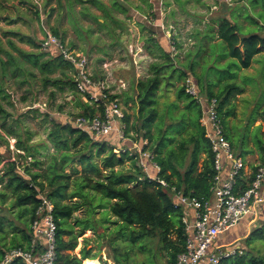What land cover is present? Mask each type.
Returning a JSON list of instances; mask_svg holds the SVG:
<instances>
[{
    "label": "trees",
    "instance_id": "trees-1",
    "mask_svg": "<svg viewBox=\"0 0 264 264\" xmlns=\"http://www.w3.org/2000/svg\"><path fill=\"white\" fill-rule=\"evenodd\" d=\"M79 1L107 9L104 0ZM108 1L114 8L122 9V13L126 12L118 0ZM261 2L264 0L250 1L253 6ZM144 3L149 10L153 9L148 0ZM260 16H264V12ZM248 18L264 30V25L253 15L248 14ZM46 29L66 43L58 29ZM212 37L227 51L220 61L230 58L238 63L236 67L240 70L251 69L255 58L264 54V35L242 36L229 17L219 19ZM41 43L14 30L0 34V262L15 249L30 248L34 238L32 225L45 196L54 206L53 217L58 227L57 264H88V259H96L89 250L87 238L80 257L75 253L79 239L88 231L110 241L115 264H146L134 261V256L148 253L155 257V241L159 250L167 255L168 264H177L178 256L185 251L184 213L174 204L170 190L176 188L187 196L208 200L216 170L215 157L201 125V106L186 94L184 86L176 92L175 102H166L160 109V99L165 98L160 90L169 80L165 72L171 68L175 72L171 54L166 53L155 38H148L147 49L158 61L150 65L148 77L136 85V119L132 121L125 115L123 120L127 139L134 143L147 141L143 148L152 153L153 161L160 167L158 177L168 185L163 187L142 171L135 154L119 151L109 141H96L77 128L74 122L77 118L92 119L104 112L102 101L78 103L82 113L65 122L49 112H42L40 106L31 105L19 116L9 109L15 107V96L8 89L12 82L17 87H25L28 94L40 82L42 90L53 89L51 98H55L57 92H67L81 100L85 98L78 90L75 68L60 56L48 57L41 50ZM21 44L30 50H25ZM193 75L200 91L218 100L226 132L227 120L236 117L231 97L238 86L229 83L223 86L219 80L214 83L213 75L206 74L205 78ZM179 76L182 79L185 74ZM108 91L105 93L110 101L118 99ZM259 114L264 122V111ZM36 119L42 120L40 124L45 126V140L36 141L38 133L31 127V120ZM226 137L232 141L227 132ZM254 138L255 147L263 153V138L259 133ZM12 140L15 141L14 151L11 150ZM243 187L247 189L246 185ZM79 213L81 216H77ZM260 223L262 226L247 239L248 243L257 234L264 242V219ZM98 228H102L103 233H98ZM254 251L261 253L259 247ZM239 259L238 264H264V254L259 258L243 255ZM13 264L24 263L17 259Z\"/></svg>",
    "mask_w": 264,
    "mask_h": 264
},
{
    "label": "rangeland",
    "instance_id": "rangeland-1",
    "mask_svg": "<svg viewBox=\"0 0 264 264\" xmlns=\"http://www.w3.org/2000/svg\"><path fill=\"white\" fill-rule=\"evenodd\" d=\"M104 1L107 4H111V2L108 0ZM118 1L121 5H125L124 0ZM213 1L214 3L213 5H211V7L206 6L205 0H181L180 2L182 5H184L183 8L187 11V14H189V11L186 5H191V10H193L191 14L194 16L191 17V22H193V24L197 19L198 25H201L202 22L205 21V26H198L199 29H205V32L211 31L215 34L218 28L219 19L223 17H229L235 21L242 36H250L258 33L264 35V30H261L258 25H255L254 22L252 23L248 18V14H251L256 21H258L261 25H264V16H260V14L264 12L263 2L259 4L257 3L255 4V6H253L250 3L251 0ZM169 2L175 3L177 5L178 1L151 0V2L149 3L153 6V9H156V11L154 14L149 13V17L154 21H157L156 19L158 18L160 19L161 12L168 10L172 6V4H168ZM209 2L212 3L211 0ZM142 3V0H137L135 1L133 6L138 7ZM80 7L84 8V6L79 4L77 0H0V34H2L4 31L14 30L20 32L21 34L31 36L40 41L43 37L42 25H44L51 30L52 28L58 29L61 35L65 34V40L67 38L66 43H68V45L70 46V44L75 42L76 40L74 38L75 36H77V31L85 30L86 32H88L90 29H98L97 31L101 32V26L99 25V22H97L95 17L85 16L83 12L80 16L77 15V9ZM171 9L172 8H170V10ZM51 13H53L52 16H50ZM117 16L122 18L123 22L127 23L128 25L129 22L125 16ZM101 17L103 16L101 15L99 18ZM179 18L185 20L183 17ZM172 22L173 17L170 16L165 18L164 23L166 26L163 28L164 31H161L163 35H166V39H168L170 43H172V48H177V45L180 44L181 49H184L183 45L185 43L187 44V47H189L195 44V42L197 41H202V39L200 38L202 32L199 31L197 33L195 30L191 34L188 32L187 35L181 36V39L178 40V36L174 37L171 32ZM184 23L188 24V20H185ZM195 28L196 27H194V29ZM119 30L124 34L123 29ZM71 31L75 33L72 35L73 38L71 37V35H69V38L72 41H70L67 37V33L70 34ZM151 31L158 36L154 28H151ZM111 32L113 31L111 30ZM82 35L88 37L87 33H83ZM173 38H175V41L171 40ZM88 39L90 38L88 37ZM212 39L213 37L212 35H210L208 37V41H211ZM113 41L118 42L117 37H113ZM142 41L145 45L146 40L142 39ZM214 41L216 40L214 39ZM157 42L160 43V40ZM85 43L88 46L100 45L99 43H95V40H93L92 38L90 40L85 39ZM20 46L25 50H30L29 47L27 48V46L25 45L21 44ZM205 46L207 49L209 47L210 56L208 60L205 61L206 63L203 66L204 73L208 74L209 76L213 75L215 77V80L213 81L214 83L219 80L223 86L228 83L236 84L238 86V90L235 91L231 97V104L235 106L236 117H231L227 120V133L232 137V141L235 145V151L237 153L241 154L243 158L247 160L250 159V156L252 154L253 158L248 161L250 165H252L255 162V157L261 155V153H259V151L255 147L254 137L257 136L258 133H260L264 137V132H262V129L264 130V125L261 124V121H259L257 117L258 112L264 110V54L258 56L253 63L252 70L247 71L240 70L239 67H236L238 66V63L233 60L231 61L230 58L227 60L222 59L220 61V58H225L223 55L227 54V51L223 49L224 45L221 42L219 44H210V46L208 42H205ZM175 48L174 52L171 53V62L173 69H175V72H173L172 68L169 71L165 72V75L167 76V78H169V80H167L168 85L165 86L162 92L165 98L160 99V109L164 108V104L166 102H175L177 100L176 92L179 88L182 87L181 84L184 78L187 77L186 74H192L189 68V70H187L188 72L184 71V73H186V77L182 79L179 78V75L181 74V72L179 71H182L184 64L182 62L185 61V63H187L188 61L185 60L186 57L178 59L177 56H174V53L176 51ZM200 52H205V48L203 46L197 48L196 55L190 51L185 52L187 53V55L192 53L189 57L190 66L193 62L197 64L198 62H200L198 60V54ZM185 53L182 55L183 57L186 56ZM205 54L208 56V50ZM153 62L150 59V62L147 64V66H143V73L146 72L147 74H149L150 65ZM105 64L106 62L93 63V65H91V68L94 67L96 75L95 73L92 75L96 81L102 80L107 82L111 91L112 88L110 87H112L113 85L109 84L108 82L109 76L106 77L104 75V71L107 72L104 68ZM117 65L114 62L110 64V74L113 73L112 69ZM231 66L234 67L230 68ZM119 67L120 68L114 69L116 72L115 80L117 81V84L119 83L120 85H122V83L124 82L127 84L128 81L135 82V71L126 69L127 66ZM197 71V73L201 76L202 66L197 68ZM41 77H43L42 74H40V77L38 78L41 79ZM134 84L135 83H133L132 86L135 87L136 84ZM41 87L42 85H40V82H38V86L35 88V90L31 91V94H28V92L25 90V87H17L12 82L8 89L10 93L15 96V98L13 97L15 107H9V109L13 113H15L16 116H19L27 111L31 107V105H40L42 108L39 109L42 112H49L51 115H53V117L62 122L67 121V119H75L77 115H80L82 113V109L79 108L80 104L78 103H83L84 98H82L81 100V98L79 99L78 97H75L67 92H57L56 97L51 98V91L53 89L42 90ZM125 89H127V87ZM132 90L133 91L128 88L126 91H116V93H118V99L125 115L130 116L131 120L134 121L137 115V91L135 88ZM24 99L26 100L24 101ZM84 101L86 100L84 99ZM41 122L42 120H31V127L38 133L36 141L45 140L47 137L45 126L41 125ZM259 127H261L260 131ZM108 137L109 136L95 140L108 141ZM14 144L15 141L12 140L11 150L13 151L15 149ZM251 144H253L254 146V148L251 149L252 153H250L249 150V147L251 148ZM1 152H3L4 154L6 153L5 149H2ZM51 152H53V150ZM77 216H81V214L79 213ZM249 221L250 218L243 221L239 226L229 231L225 236V239L222 241L223 244L227 245V248L225 249L227 251L230 250L233 252L230 253V256L224 258L222 260L223 262L221 261V264H238V262L240 261L239 258L243 255H254L259 258L264 254V242L260 241V236L258 234L252 237L250 243H248L247 241V239L251 237V235L257 230V228L262 226V223H258L256 225L252 224L249 226ZM98 233H103V229L98 228ZM85 238L90 240L89 250H92V255L96 257V259L94 260L88 259V264H115L113 258V248L110 246V241L99 239L96 235H94V232L92 231H88L84 237H81L79 239V246L75 252L79 257L80 249L84 246ZM256 247H259L261 249V253H258L256 251L252 252ZM153 249L156 251L155 257L148 253H137L134 256V261L146 264H168V257L165 253L159 250L157 241L154 242ZM247 260L248 257L245 259V261Z\"/></svg>",
    "mask_w": 264,
    "mask_h": 264
},
{
    "label": "built area",
    "instance_id": "built-area-1",
    "mask_svg": "<svg viewBox=\"0 0 264 264\" xmlns=\"http://www.w3.org/2000/svg\"><path fill=\"white\" fill-rule=\"evenodd\" d=\"M41 50L53 56H60L76 70L78 90L90 103L102 101L104 112L92 119L79 117L74 122L77 128L88 133L94 140L117 133L125 137L123 120L125 113L118 99H108L107 82H95L92 78L90 59L81 51L73 49L59 37L43 27ZM110 64L104 65L109 70ZM187 95L201 106V125L206 131L212 152L216 175L211 187V197L201 201L185 195L176 188L170 190L174 204L183 210L182 221L186 235L185 251L178 256L177 264H221L233 251L227 246L216 245L218 239L243 221L256 225L264 217V156L257 166L252 181L243 189L239 181L245 173L244 161L234 154L226 137L224 125L219 115V102L200 93L197 82L187 78L184 83ZM110 94V92H108ZM89 95V99L87 98ZM147 141L134 143L131 153L136 155L137 165L152 181L163 187L167 183L158 177L160 167L153 161V155L144 150ZM54 206L45 196L37 211V219L32 225L34 238L29 249H15L5 255L0 264H13L17 259L24 264H57L56 245L58 227L53 217Z\"/></svg>",
    "mask_w": 264,
    "mask_h": 264
},
{
    "label": "crops",
    "instance_id": "crops-1",
    "mask_svg": "<svg viewBox=\"0 0 264 264\" xmlns=\"http://www.w3.org/2000/svg\"><path fill=\"white\" fill-rule=\"evenodd\" d=\"M77 1L79 4L84 6V8L80 7L77 9V15L80 16L83 12L85 16L95 17L97 22H99V25L101 26V32H98L97 31L98 29H90L88 32H86L85 30L77 31V36H75V38H74L76 40H75V42L71 43L70 46L73 45L74 47L71 46L73 49H76V50L84 53L90 59L91 65H93V63H95V62H101V63L106 62L108 64H111L114 62V63H116V65L119 63L117 66H115V68H120L119 66H127L126 69L135 71V75H134L135 76V82L134 81H128V83H127L128 85L125 82L122 83V85H120L119 83H118L119 85L117 84V81L115 80V74H116V72L114 70L115 68L112 69L113 73H111V74L109 72L110 69L106 70L107 72L104 71V75L106 77L107 76L110 77V78L108 77L109 84L113 85L112 87H110V88H112L111 91H110L109 86H108V90L110 91L111 95H117L118 96V93H116V91H126L128 88L131 91H133L132 89H134V88L136 89L137 83L140 80L145 79L149 75L146 72L143 73V66H147V64L150 62V59L152 60V62L158 61V58H155L156 56H152L150 54L149 50L147 49V43L145 42L146 44L144 45L142 39L143 40L145 39L146 41L148 40V38H155L156 40L159 39L160 40L159 44L164 49V51L166 53L171 54L172 52H174L175 47L172 48V43H170V41L168 39H166V37H165L166 35L165 34L163 35L161 32V31H164L163 28L166 26L164 23L165 18L170 17V16L173 17L171 32H172L174 37L178 36V40L181 39V36L187 35L188 32L190 34L194 30L197 33L199 31L202 32L201 37H200L202 39V41L195 42V44L191 45L193 47H191V46L187 47V44L185 43L186 45L185 44L183 45L184 49H181V45L178 44L177 48H175L176 51L174 53V56H177L178 59H182V58L186 57L185 60L188 61L187 63H185V61L182 62V63H184L183 69H182V71H179V72L184 73V71H187L190 68V72L192 73V74L184 73V74H186L187 77L185 76L186 78H184L181 86L182 87L184 86V83H185L187 78H193L197 82V85L199 88L198 81H197L195 75H193V74L199 75L197 73L198 72L197 68L202 66V76H203V78H205V76H206V74L204 73V70H203V65H205V63H206L205 62L206 57L210 56V49H209V47H208V49L206 48L205 42H208L209 46H210V44H219V42L214 41L213 39L211 41H208V37L210 35L213 36L214 33H212L211 31L205 32V29H203V28L199 29L198 28V26H205L206 25L205 21H203L201 25L197 24L198 19L195 20L194 24H193V22H191L192 21L191 17H194V16L191 14L193 12V10H191L190 4L186 5V7H188V11H189V14H187V11L183 8L184 5H182L180 2L181 0H177L178 1L177 5L175 3L169 2L168 4H172V6L170 7L172 9L170 10V8H169L168 10L162 11L160 14V19L158 18V19H156L157 21H154V20H152V18L149 17V13L154 14L156 9L149 10L147 8V4L144 3L147 0H142L143 3L140 4V6H138V7L133 6L135 1H137V0H124L125 5H123V9L126 10L125 13H122V9L114 8L112 6V4H107L105 1H104V3H106L107 9H100L99 7H97L95 5L88 4V3H81L79 0H77ZM209 1L210 0H205V4L207 7H211V5H213V3H214L213 0H211L212 3ZM149 2H151V0H149ZM187 2H189V1H187ZM104 10H106L107 14ZM168 14H169V16H168ZM101 15L103 17L99 18ZM117 15H119V16L122 15V17L125 16L128 19V22H129L128 25H127V23H124L122 18L118 17ZM179 17H183L185 20H188V24L187 23L185 24L184 23L185 20H182ZM194 27H196V28L194 29ZM151 28L155 29L158 36L155 35L151 31ZM119 29H123L124 34L121 33V31ZM86 30H88V29H86ZM111 30L113 32H111ZM83 33H87V35L90 39L92 38L93 40H95V43H97V44L99 43L100 45L88 46L85 43V39H87V40H90V39H88L87 36H83L82 35ZM73 34H75L73 31H71L70 34L67 33V37L70 41H72V40L69 38V35H71V37L73 38V36H72ZM110 35H112V36H110ZM42 36H44L43 30H42ZM63 36H65V34H63ZM113 37H117L118 42H114ZM174 39L175 38H173L171 40H174ZM66 40H67V38H66ZM159 40H157V41H159ZM212 41H214V42H212ZM201 46H203L205 48V52L204 53L200 52L198 54V60L200 62H198V64L193 62L192 65L190 66V62H189L190 55L192 53H194L196 55L197 48H199ZM207 50H208V56L205 54L207 52ZM187 51L188 52L190 51L192 53L187 55V53H185ZM184 53L186 54V56L183 57L182 55ZM46 54L48 57H51V55L49 53H46ZM192 67H194V69ZM91 70H92V74L95 73V75H96V71H95L94 67H92ZM249 70L251 71L252 68ZM249 70H247V71H249ZM99 81H102V80H99ZM133 83L136 84V85L134 84L135 87L132 86ZM124 84H125V86H124ZM107 85H108V83H107ZM165 86H166V84H163L160 91L163 92ZM126 87H127V89H125ZM200 93L203 96H206L201 91H200ZM162 95H163V93H162ZM83 101H84V99H83ZM38 106H40V105H37L36 107H38ZM262 111H264V110H262ZM262 111L258 112L257 117H258V120L261 121V124L264 125V122L262 121V118L259 114ZM253 122H255V121H253ZM260 130H261V127H259V131ZM226 132H225V134H226ZM262 132H264L263 129H262ZM261 137L264 139V137L262 135H261ZM108 138H109L108 141L112 145H114L115 147H118L120 149L119 151H131L133 149V145H134L133 141H131L129 139L122 140L119 138V136L116 133L111 134ZM229 142L232 145L234 154L236 156L240 157L244 161L246 170H245V173L243 174L242 178L239 179V181L241 182V186L243 189H244L243 185H246L248 188L249 183L253 179V176H254V173L256 171L257 166L263 160L264 152L263 153L259 152V153H261V155L256 156L254 164L250 165V163L248 161H250L253 158L252 154L250 156V159H248V160L243 158V156L241 154H239L235 151V145H234L233 141L229 140ZM136 144L141 145L142 141H140ZM250 146H251V148L249 146L248 147H249L250 153H252L251 149L254 148V146H253V144H251ZM256 149H257V147H256ZM263 211H264V209H263ZM263 219H264V217H263ZM248 224H249V226L251 225L250 223H248ZM227 234L220 237L218 239L216 245L227 246V245L223 244V242H222L225 239V236Z\"/></svg>",
    "mask_w": 264,
    "mask_h": 264
},
{
    "label": "water",
    "instance_id": "water-1",
    "mask_svg": "<svg viewBox=\"0 0 264 264\" xmlns=\"http://www.w3.org/2000/svg\"><path fill=\"white\" fill-rule=\"evenodd\" d=\"M219 1H223V0H219Z\"/></svg>",
    "mask_w": 264,
    "mask_h": 264
}]
</instances>
